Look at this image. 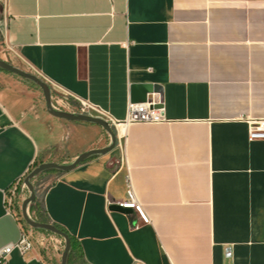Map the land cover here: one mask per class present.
<instances>
[{
  "label": "crops",
  "instance_id": "obj_1",
  "mask_svg": "<svg viewBox=\"0 0 264 264\" xmlns=\"http://www.w3.org/2000/svg\"><path fill=\"white\" fill-rule=\"evenodd\" d=\"M1 1L0 58L51 99L71 93L121 121L132 98L158 96L167 119L114 127L110 151L33 185L28 212L72 238L69 264H264V139L245 120L264 117V0ZM104 132L0 68V247L20 235L4 206L12 183L106 147ZM128 178L148 222L117 204ZM55 262L34 245L8 264Z\"/></svg>",
  "mask_w": 264,
  "mask_h": 264
},
{
  "label": "built area",
  "instance_id": "obj_2",
  "mask_svg": "<svg viewBox=\"0 0 264 264\" xmlns=\"http://www.w3.org/2000/svg\"><path fill=\"white\" fill-rule=\"evenodd\" d=\"M68 95L73 96L71 93H66L56 99L52 97L53 107L60 110L67 109L66 111L75 114H86L103 118L108 121L112 127H116L119 123L126 126L133 122H162L167 120L164 115V108L161 105V101L158 96H153L141 102L130 101L127 105L126 117L120 121L114 119L107 111L88 99L73 96L76 103H72L67 97ZM245 120L248 126V139H264V117H250ZM119 148L121 154L123 155L124 145L119 144ZM28 189L25 177H19L4 193V206L7 213L17 216L21 224L19 238L14 242L7 243L0 247V264H8L10 254L15 249L22 255H25L34 245H38L41 249L47 251L50 248V245L55 248V245L61 242L60 239L55 237L54 233L30 226L23 219L20 206H18L20 211H18V213L15 212L17 209L16 197L18 196L15 192L17 191L20 195H22L28 191ZM117 204L120 207L133 208L144 222L149 221L143 205L138 201L131 187L129 178L127 197L123 200L117 201ZM29 216L31 215L29 214Z\"/></svg>",
  "mask_w": 264,
  "mask_h": 264
},
{
  "label": "water",
  "instance_id": "obj_3",
  "mask_svg": "<svg viewBox=\"0 0 264 264\" xmlns=\"http://www.w3.org/2000/svg\"><path fill=\"white\" fill-rule=\"evenodd\" d=\"M0 68L16 73L22 77L28 78L34 81L35 83H37L43 91L48 109L55 115L62 117V118L69 119V120H81V121H89V122L97 123L101 125L105 130H107L111 135V142L106 147L95 148V149L85 151L79 154L76 157V159L72 163H69V164L58 163L56 161L41 162L39 165L34 167L25 177V182L28 185L30 194L22 202V205H21L22 217L30 226L37 228V229L46 230L54 234H58L64 238L65 245H64V250L62 251V255H61V264H67V257H68V253L71 248V240L68 234L65 233L63 230H61L59 227H57L53 223L46 222V221H38L32 218L31 216H29L28 207H27L28 203L33 202L36 198L32 179L38 173L44 170H47L50 168H57L59 170H68V169L75 167L78 163L82 162L84 159H86L90 155L106 153L110 151L115 146V143H116L115 129L114 127L110 125L108 121H106L103 118L90 116L86 114H75V113H71L66 110L55 109L52 105L51 91H50L49 86L43 80H41L37 75L24 71L1 58H0ZM146 92H152V90L149 89V90H146ZM131 101H133V98L131 99Z\"/></svg>",
  "mask_w": 264,
  "mask_h": 264
},
{
  "label": "rangeland",
  "instance_id": "obj_4",
  "mask_svg": "<svg viewBox=\"0 0 264 264\" xmlns=\"http://www.w3.org/2000/svg\"><path fill=\"white\" fill-rule=\"evenodd\" d=\"M2 7H3V3H2V1L0 0V17H1V10H2ZM5 45H4V39H3V37H2V34L0 33V49H3V47H4ZM53 97H54V99H56V98H58L60 95L56 92V91H53ZM105 136H106V138H107V140L108 141H110V138H111V135H110V133L107 131V130H105ZM40 163H36V165L34 166V167H36L37 165H39ZM33 167V168H34ZM44 171H46L47 172V170H44ZM44 171H42V172H40V173H38L34 178H33V180H32V183H33V185H36V186H38V185H41L42 183H45V181H46V179H45V176H46V172H44ZM15 194L16 195H18L17 197H16V202L18 203L19 201H20V193H18L17 191L15 192ZM19 204V203H18ZM17 210L18 211H20V209L18 208V205H17ZM29 214L31 215V217L32 218H35L36 219V217L29 211ZM40 216V215H39ZM38 216V218L36 219V220H40V219H42L43 217H39ZM43 220V219H42ZM44 221V220H43ZM55 235V237L56 238H58V239H60L61 240V242L60 243H57V245H55V248L52 246V245H50V248L47 250V251H49L50 253H54V254H56V262H55V264H61V255H62V251L64 250V245H65V243H64V238L62 237V236H60V235H58V234H54ZM46 251V250H45ZM75 264V263H74Z\"/></svg>",
  "mask_w": 264,
  "mask_h": 264
},
{
  "label": "trees",
  "instance_id": "obj_5",
  "mask_svg": "<svg viewBox=\"0 0 264 264\" xmlns=\"http://www.w3.org/2000/svg\"><path fill=\"white\" fill-rule=\"evenodd\" d=\"M49 170H54V171H60L59 169H57V168H50ZM57 227H59L58 225H56ZM61 230H63L65 233H66V231L64 230V229H62L61 227H59ZM69 236V235H68ZM70 237V236H69ZM70 240H71V248H70V251H69V253H68V257H67V263L69 264V262H70V257H71V255H72V252L74 251V242H73V240H72V238L70 237Z\"/></svg>",
  "mask_w": 264,
  "mask_h": 264
},
{
  "label": "bare ground",
  "instance_id": "obj_6",
  "mask_svg": "<svg viewBox=\"0 0 264 264\" xmlns=\"http://www.w3.org/2000/svg\"><path fill=\"white\" fill-rule=\"evenodd\" d=\"M116 127H117V130H118V127H119V129H121V130H125V125L122 124V123L117 124Z\"/></svg>",
  "mask_w": 264,
  "mask_h": 264
}]
</instances>
